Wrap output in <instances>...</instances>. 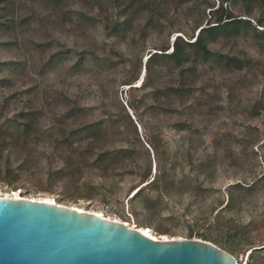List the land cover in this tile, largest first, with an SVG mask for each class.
Listing matches in <instances>:
<instances>
[{
  "label": "rangeland",
  "instance_id": "rangeland-1",
  "mask_svg": "<svg viewBox=\"0 0 264 264\" xmlns=\"http://www.w3.org/2000/svg\"><path fill=\"white\" fill-rule=\"evenodd\" d=\"M11 1L13 11L1 9L0 21L35 13L47 22L33 17L24 27L0 26V194L101 211L161 240H202L239 264H264V37L249 29L214 44V50L242 58L244 69L214 60L198 64L187 99L193 109L156 119L145 107L168 101L153 95L144 100L146 93L176 85L177 78L167 70L150 91L137 89L147 58L172 46L176 36L195 40V22L207 25L225 0H137L126 14L118 8L126 0ZM225 8L254 26L264 18V0L251 12L241 0ZM67 11L71 15L63 18ZM131 82L138 85H124ZM131 104L155 133L163 129L161 158L175 166L154 187L145 183L155 176L156 158ZM182 121L192 128L171 129ZM27 122L35 124L29 135ZM84 126L101 134L78 143L72 133ZM93 140L95 149H89ZM107 151L112 153L100 161Z\"/></svg>",
  "mask_w": 264,
  "mask_h": 264
},
{
  "label": "water",
  "instance_id": "water-1",
  "mask_svg": "<svg viewBox=\"0 0 264 264\" xmlns=\"http://www.w3.org/2000/svg\"><path fill=\"white\" fill-rule=\"evenodd\" d=\"M94 212L0 197V264H238L202 240L154 241Z\"/></svg>",
  "mask_w": 264,
  "mask_h": 264
},
{
  "label": "trees",
  "instance_id": "trees-1",
  "mask_svg": "<svg viewBox=\"0 0 264 264\" xmlns=\"http://www.w3.org/2000/svg\"><path fill=\"white\" fill-rule=\"evenodd\" d=\"M57 1V0H56ZM230 0H225L222 2L221 7L219 10L213 11V16H210L211 20L208 21L207 25L204 26V20H198L195 22V28L194 30H198L199 34L198 37L195 38V40L185 36H176L175 40L171 46V44L166 43L165 45L161 46L159 49H154L153 52L149 55L147 58V62L145 65L146 69V76L145 79L141 85V87H136L137 89H145L149 90L153 88V83L155 82V77L162 78L164 77L165 72L167 71L169 73V77L171 79L177 78V84L174 85H168L164 88H157L154 91H150L146 93L145 99H148L147 96L153 95L154 98L159 99L161 97H164L167 99L168 102L165 104L156 103L151 104L145 107L144 113L150 116L155 117L156 119L161 118L163 116L169 117L171 115H174L176 113L182 115L183 112L182 109L186 108L189 110H192L194 107V104H191V102H188L187 99L191 95H193L195 90V81L193 78V74L200 63H205L210 60L218 61L219 63H226V65L233 69H244L246 63L242 60V58L237 56H232L231 54H225L224 52L220 50H214L212 46L219 41L223 40L224 42H231L234 40V38L241 36L243 32H247L249 29H253L258 37L263 38L264 37V18L259 19L258 21L254 22L250 18H244V17H237L234 15V13L231 10H228V8H225V4H227ZM244 1L246 4V10L248 12H251L253 7L259 3L260 0H241ZM11 0H1V11H9L12 12L14 8H11L14 6L12 5ZM137 4V0H126L123 4L119 3L118 8L120 10V13L126 14L127 11L134 8V6ZM12 5V6H11ZM209 9H214L215 6L209 4ZM212 12V11H211ZM71 15L70 12H63L61 16L63 18L68 17ZM38 15L30 17V18H22V19H14L11 17H8L10 19H5L0 21V26H9V27H16V26H25V24L31 23L33 21V17L37 18V21L39 24L46 23V19L37 17ZM6 18V17H5ZM40 18V19H39ZM84 19V18H82ZM87 21V20H86ZM56 24V22H54ZM150 24V21L148 22V26ZM119 27V25H118ZM150 27V26H149ZM259 27L260 29H257ZM114 29V28H112ZM119 28H115L117 31ZM174 33V32H173ZM182 34V32H177ZM187 35V34H186ZM88 51L80 56V60L85 59V56L88 55ZM57 55V54H56ZM61 54L57 55V58L60 57ZM109 61V60H106ZM158 69V71L156 70ZM140 78H138L135 81H139ZM138 83V82H137ZM137 83H128L124 84L125 86H131V85H138ZM134 88V87H132ZM140 106L143 105V102H139ZM138 103V104H139ZM176 103H180L183 108L176 107ZM130 109L133 110L134 116L137 118L138 125L143 128L144 130V136L143 141H146L151 149L154 152L155 158H156V172L155 176H153L151 173L148 176V181L145 183V187H154L158 184L160 181V176L162 174H167V170H169L170 167L173 165L171 164L170 167L165 164V162L162 160L161 155V144L165 140L163 137V129L159 128L158 132L155 133L153 128L149 126L146 122H144L143 119V112L139 113L140 107L137 106V104H131ZM176 107V108H174ZM76 108L72 109L70 113L73 116L78 115L80 110H75ZM22 119H25V116L22 117ZM125 121L126 123L134 129V134L137 139L142 142L140 138V134L138 132L137 125L134 123V120L129 115V113L125 114ZM25 130L24 134L29 135L33 128L35 127V124L33 123H26L24 124ZM173 131H185L187 129H191L192 126L185 121L173 124V126H170ZM101 134V131L94 130V129H87L86 126L80 127L77 130H74L72 135L73 138H78V143L82 142L86 139H92L98 137ZM76 143V142H73ZM90 147H93L96 145V141L93 140V142L89 143ZM89 149H95L89 148ZM129 151V150H127ZM168 151L166 150L165 153ZM112 152L107 151L103 152L100 161H104L105 157L107 158L108 155H110ZM104 159V160H103ZM170 159V156H169ZM175 168V166H173ZM173 168V169H174ZM142 187L138 189L135 193V197L139 196L143 193L144 188ZM236 187V186H235Z\"/></svg>",
  "mask_w": 264,
  "mask_h": 264
},
{
  "label": "bare ground",
  "instance_id": "bare-ground-1",
  "mask_svg": "<svg viewBox=\"0 0 264 264\" xmlns=\"http://www.w3.org/2000/svg\"><path fill=\"white\" fill-rule=\"evenodd\" d=\"M0 197H14V198H27V199H36V198H28V197H23L21 194L19 193H15V194H12L10 196L8 195H2L0 194ZM40 200H43V199H40ZM44 201H47V202H51V203H56L55 201H52L50 199H44ZM72 207V206H70ZM73 208H76L77 210H79L80 212H85L86 210L83 209V208H80V207H73ZM94 213L96 214H99L98 216L100 218H109V219H112L110 217H107L105 216L101 211H94ZM112 220H117V219H112ZM119 221V220H117ZM121 223V221H119ZM125 223V222H124ZM126 226L130 227V228H133V229H137V228H134V227H131V225L129 223H125ZM146 236H148L149 238H151L152 240L154 241H159L161 239H158L155 235L151 234V231L148 229V228H141L140 229ZM174 240H183V239H163V241H174ZM238 262V261H237ZM239 264V263H238Z\"/></svg>",
  "mask_w": 264,
  "mask_h": 264
}]
</instances>
